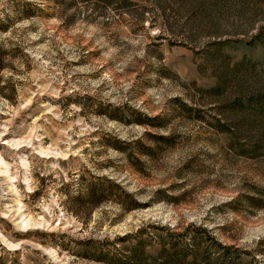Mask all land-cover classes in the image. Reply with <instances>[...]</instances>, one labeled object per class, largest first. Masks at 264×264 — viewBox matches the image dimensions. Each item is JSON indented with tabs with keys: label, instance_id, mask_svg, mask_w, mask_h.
Returning <instances> with one entry per match:
<instances>
[{
	"label": "rangeland",
	"instance_id": "374dc122",
	"mask_svg": "<svg viewBox=\"0 0 264 264\" xmlns=\"http://www.w3.org/2000/svg\"><path fill=\"white\" fill-rule=\"evenodd\" d=\"M129 1L0 0V264H264V0Z\"/></svg>",
	"mask_w": 264,
	"mask_h": 264
},
{
	"label": "trees",
	"instance_id": "16d2710c",
	"mask_svg": "<svg viewBox=\"0 0 264 264\" xmlns=\"http://www.w3.org/2000/svg\"><path fill=\"white\" fill-rule=\"evenodd\" d=\"M122 5L129 6L131 1L129 0H118ZM100 180L98 179V182ZM103 181V180H101ZM100 181V182H101ZM111 183L109 181H106ZM98 188L94 185L87 187V192L84 197H80L79 200L91 204L94 201L100 202L107 199L106 190L104 185L99 183ZM115 186V185H114ZM116 187L119 189L121 197L123 200L117 202L120 208L127 212L135 209H139L143 206L138 204L131 194L125 192L120 186ZM82 198V199H81ZM85 201H84V199ZM141 234L139 235H125L123 237L117 238L113 242V252L105 251L100 247L102 242H91L88 241L83 249V256L98 261L102 264H193L192 260L188 261L190 254H187L182 246L175 243H162L160 242V247L156 255H152L150 250L152 249L151 244L141 239ZM119 245V246H118ZM167 247V248H166ZM121 252V253H120ZM194 261V260H193Z\"/></svg>",
	"mask_w": 264,
	"mask_h": 264
}]
</instances>
